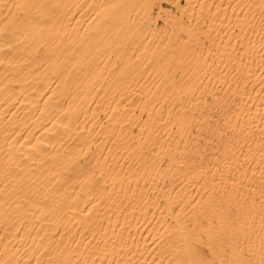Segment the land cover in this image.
Here are the masks:
<instances>
[{"label":"bare ground","instance_id":"bare-ground-1","mask_svg":"<svg viewBox=\"0 0 264 264\" xmlns=\"http://www.w3.org/2000/svg\"><path fill=\"white\" fill-rule=\"evenodd\" d=\"M0 264H264V0H0Z\"/></svg>","mask_w":264,"mask_h":264},{"label":"rangeland","instance_id":"rangeland-1","mask_svg":"<svg viewBox=\"0 0 264 264\" xmlns=\"http://www.w3.org/2000/svg\"><path fill=\"white\" fill-rule=\"evenodd\" d=\"M163 7H166V5H165V4H163Z\"/></svg>","mask_w":264,"mask_h":264}]
</instances>
